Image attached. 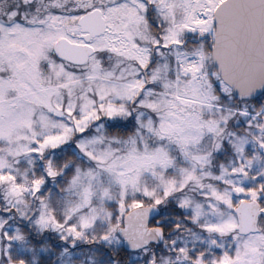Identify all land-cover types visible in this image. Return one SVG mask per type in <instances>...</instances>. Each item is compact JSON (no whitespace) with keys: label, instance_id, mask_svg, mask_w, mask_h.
<instances>
[{"label":"snow or ice","instance_id":"obj_1","mask_svg":"<svg viewBox=\"0 0 264 264\" xmlns=\"http://www.w3.org/2000/svg\"><path fill=\"white\" fill-rule=\"evenodd\" d=\"M0 264H264V0H0Z\"/></svg>","mask_w":264,"mask_h":264}]
</instances>
